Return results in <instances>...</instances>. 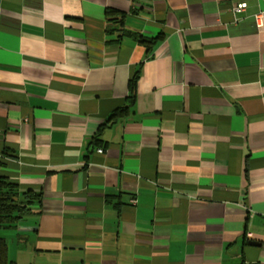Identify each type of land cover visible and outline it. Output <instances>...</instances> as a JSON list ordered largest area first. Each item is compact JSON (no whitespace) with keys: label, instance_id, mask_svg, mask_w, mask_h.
Wrapping results in <instances>:
<instances>
[{"label":"crops","instance_id":"0c3cea01","mask_svg":"<svg viewBox=\"0 0 264 264\" xmlns=\"http://www.w3.org/2000/svg\"><path fill=\"white\" fill-rule=\"evenodd\" d=\"M107 10L151 48L115 32ZM262 10L0 0V176L41 193L0 230L8 259L264 264Z\"/></svg>","mask_w":264,"mask_h":264},{"label":"trees","instance_id":"16d2710c","mask_svg":"<svg viewBox=\"0 0 264 264\" xmlns=\"http://www.w3.org/2000/svg\"><path fill=\"white\" fill-rule=\"evenodd\" d=\"M107 21L115 24V32H120L122 36H129L148 51L153 45L155 39H145L142 36L127 32L124 30L123 20L124 14L114 10H107L105 12ZM121 36H118V38ZM136 78L129 82V95L126 99L129 106L133 104L135 97L134 83ZM128 107V106H127ZM127 108L123 107L116 110L112 116L107 120L109 122L114 117L124 116ZM98 134L96 135V137ZM93 138L91 145L96 146L98 138ZM41 193L34 191H20L17 184L9 181L7 178L0 176V230L6 228H13L20 220L34 214V209L38 208L41 203ZM0 264H14L7 257V244L4 239L0 237Z\"/></svg>","mask_w":264,"mask_h":264},{"label":"built area","instance_id":"2783aa9c","mask_svg":"<svg viewBox=\"0 0 264 264\" xmlns=\"http://www.w3.org/2000/svg\"><path fill=\"white\" fill-rule=\"evenodd\" d=\"M245 7H246V5H245L244 3H242V4H238L237 6H235L234 8H232V11H233V12H238V11L243 10ZM262 15H264V10L258 12V13L254 16L255 22H256L257 24H259V20L261 19ZM97 152L101 153L102 150L99 149V150H97ZM1 159H3V156L0 155V161H1ZM132 202L134 203L135 200H132Z\"/></svg>","mask_w":264,"mask_h":264},{"label":"water","instance_id":"95a60500","mask_svg":"<svg viewBox=\"0 0 264 264\" xmlns=\"http://www.w3.org/2000/svg\"><path fill=\"white\" fill-rule=\"evenodd\" d=\"M249 245L255 246V245H258V244H256L255 242H249Z\"/></svg>","mask_w":264,"mask_h":264}]
</instances>
